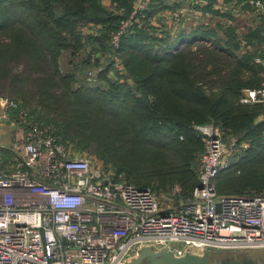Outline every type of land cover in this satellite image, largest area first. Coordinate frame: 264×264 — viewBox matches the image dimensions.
Here are the masks:
<instances>
[{
  "label": "trees",
  "instance_id": "obj_1",
  "mask_svg": "<svg viewBox=\"0 0 264 264\" xmlns=\"http://www.w3.org/2000/svg\"><path fill=\"white\" fill-rule=\"evenodd\" d=\"M119 1L130 15L133 3ZM217 3L208 0L202 21L188 31L160 35L137 26L116 50L111 33L123 19L102 0H0V85L8 82L11 99L34 118L54 124L79 149L93 148L131 183L156 181V190L179 183L184 197L199 184L204 151L195 124L221 125L249 147L220 174L218 192L264 193V105L240 101L245 88L263 84L264 66L255 58H264V25L248 26L241 39L235 9L223 12ZM184 5L192 8L193 0H154L146 20ZM87 49L82 65L63 69L64 51L77 56ZM89 68L106 89L83 79Z\"/></svg>",
  "mask_w": 264,
  "mask_h": 264
},
{
  "label": "built area",
  "instance_id": "obj_2",
  "mask_svg": "<svg viewBox=\"0 0 264 264\" xmlns=\"http://www.w3.org/2000/svg\"><path fill=\"white\" fill-rule=\"evenodd\" d=\"M150 1L137 0L121 21L115 49L139 18L151 33L159 27L142 14ZM249 1L264 19V0ZM207 4L193 0L197 9ZM240 101L264 105V83L245 89ZM0 105L14 125L10 145L0 146V264H126L144 247L174 248L178 257L264 251V193L220 194L216 186L234 156L249 147L240 137L226 138L213 123L195 127L205 151L199 184L184 197L180 185L156 190L131 183L63 140L21 101L0 96Z\"/></svg>",
  "mask_w": 264,
  "mask_h": 264
},
{
  "label": "rangeland",
  "instance_id": "obj_3",
  "mask_svg": "<svg viewBox=\"0 0 264 264\" xmlns=\"http://www.w3.org/2000/svg\"><path fill=\"white\" fill-rule=\"evenodd\" d=\"M130 1L133 3V9L136 8V6H137V0H130ZM194 1H197V0H194ZM102 3L109 10L113 11L115 14H117L119 17H121L120 19L127 20L130 17V15L132 14V12H131L130 15L126 16L127 15V7L122 6L120 4V1L119 0H102ZM149 3H150L149 6L145 10H143V12H142V14L145 16V19H147V11L152 7V5L154 3V0H151ZM222 7H223V5H222ZM202 8L203 7L199 6V8H198L199 10H198L197 9V6H193L191 8L188 5H184V6L180 7V8H178V9H167L165 11L159 12L155 16V20L153 21L154 23H158L159 24V27L154 26V25H153V27L157 29V32L160 35L163 34V33H160L158 31L160 29H163L166 34L168 33L169 30H171V35H174V36L177 35L179 32L188 31L189 29H191V27L193 25H197L199 22L202 21V16L201 15H202V13L204 14ZM223 10H225V9H223ZM238 14L240 15V16H238V18H239L238 21L240 22V25H239V28H238V33H239V37L241 39H243L244 34L247 32V29H248L247 27L248 26H252L253 27V25H252V22L253 21H255V22L257 21V22L262 23L261 22L262 19L260 17H258L259 15L257 16V14H259V13H257L256 11H255V13H254V11H251L250 14L248 13L245 16L241 12H238ZM252 14L255 15V17ZM208 17H211V14L208 13ZM212 17H213V14H212ZM217 19L218 18L215 15V17L213 19V22H215V20H217ZM151 21H147V22L150 24ZM223 22H225L226 24L235 23V21L233 22V20H231L230 18H225L223 20ZM139 23H140V25H138V27L145 29V27H144L145 22L142 21L140 18H139ZM94 27L97 28V26L95 24H93V26L86 25L84 27V29L87 32H90V30H92V28H94ZM136 27H134L132 30L136 29ZM120 28H121V25H120ZM154 28H153V30H154ZM145 30L148 31L147 29H145ZM118 31H112V33H111L112 38H113L114 34H116ZM148 32L151 33L150 31H148ZM151 34H153V33H151ZM121 40H122V38H121ZM111 44H112V39H111ZM243 45H244L243 48L246 49L247 48V45H245V43H243ZM182 46H183V44L180 47H182ZM90 47H91V45H89L88 48H90ZM87 52H88V49L87 50H84L79 55L74 56L73 54H71L70 51H66V52L64 51L63 56H62V60H61V63H62L61 65H62L63 69L66 70V71L73 70L78 65H82V63H83L82 61L87 57ZM239 52H241V51H239ZM227 54L228 53H225V55H227ZM116 57H118V56H116ZM228 57L230 59H232V57H230V56H228ZM118 59L121 62V58L119 57ZM101 60L104 62V61H106V58L104 57ZM255 60H256V62H258V63H260V64H262L264 66V64L262 63V62H264V58H261L258 55L255 58ZM18 69L22 71V70H24V66L23 65H20L18 67ZM92 69L94 70L93 73H91L89 71V70H91L90 68L89 69H86L83 72V74H82L83 79H85L86 77H91L90 79L93 81L92 85H95L96 86L98 84H101V86L104 89H106L107 88V84L106 83L105 84L99 83L98 80H97V77H96L97 71L94 68H92ZM112 75H114V74H112ZM260 76L264 78V70L260 72ZM262 83H264V79H263ZM245 89H247V88H245ZM0 96L6 97V98H13V97H11L12 96L11 95V86H10V84L8 82H2V85H0ZM260 120H264V114L260 115L259 121ZM209 123H211V122H205V123L195 124L194 129H196L195 127L198 126V125H204V124H209ZM215 125H217V124H215ZM217 126H219L224 131V133L226 135V138H228L230 136H235L236 135V134L232 133L230 130L229 131H226L225 129L222 128L221 125H217ZM0 131H2V129H0ZM5 132H7L8 138H11V131L9 129H5ZM4 139H5V137H4ZM6 140H3V139L0 138V146H6V147H8L10 145V143L8 141H6ZM242 142L249 143L248 141H245V140L242 141ZM204 151H205V145H204ZM86 152L89 153L90 155L94 156L95 158H98V156L94 152L93 148H89L88 150H86ZM150 156L151 155H147L144 158V166L146 167L147 170H149L148 158ZM115 167L116 166H114V168ZM124 175H125V173H124ZM155 185H158V182L155 181V183H152L150 186L153 187ZM175 185H180L181 186V184H179V183L178 184H174L173 186L168 185L165 190H169L172 187H174ZM212 253H214L213 254V260H216V261L217 260H222V259H227V257H231V258L238 257V258H241V255H249V256L255 257V258L259 259V260L264 259V251H255V252H250V251H247V252H245V251H237V252H235V251H232V252H220V251H218V252H214L213 251Z\"/></svg>",
  "mask_w": 264,
  "mask_h": 264
},
{
  "label": "water",
  "instance_id": "obj_4",
  "mask_svg": "<svg viewBox=\"0 0 264 264\" xmlns=\"http://www.w3.org/2000/svg\"><path fill=\"white\" fill-rule=\"evenodd\" d=\"M239 250H222L221 252H232ZM126 264H264V261L251 258L244 260L234 257L224 260H213L211 253L204 255L187 254L183 257L175 255L174 248L163 251H154L150 247H144L139 251L138 256Z\"/></svg>",
  "mask_w": 264,
  "mask_h": 264
},
{
  "label": "crops",
  "instance_id": "obj_5",
  "mask_svg": "<svg viewBox=\"0 0 264 264\" xmlns=\"http://www.w3.org/2000/svg\"><path fill=\"white\" fill-rule=\"evenodd\" d=\"M222 5H223V7H222ZM215 7L222 9L223 12L228 11L230 8L233 7L236 11L237 16H240L238 14V12H241L242 14H244V16L248 13L250 14L251 11H254V13H255V8L249 7V0H232V2H226L225 0L224 1L220 0V1H218V3L216 4ZM223 9H225V10H223ZM252 9H254V10H252ZM253 16L255 17V15H253ZM257 16L262 19V21L260 20L262 23L257 22V21L256 22L253 21L252 22L253 27L258 26L260 24L264 25L263 16L260 14H257ZM0 129H2V131H0V138L3 140L7 139L6 141H8L10 143L12 141L14 125L11 121V115L5 113V111L1 105H0ZM5 129H9L11 131V138H8L7 132H5ZM4 137H5V139H4Z\"/></svg>",
  "mask_w": 264,
  "mask_h": 264
},
{
  "label": "flooded vegetation",
  "instance_id": "obj_6",
  "mask_svg": "<svg viewBox=\"0 0 264 264\" xmlns=\"http://www.w3.org/2000/svg\"><path fill=\"white\" fill-rule=\"evenodd\" d=\"M245 252H247V251H245ZM228 258H231V257H227V259ZM241 258L244 260H249V259L254 258V257L249 256V255H241ZM222 260H224V259H222ZM257 260L259 261V259H257ZM261 260L264 261V259H261Z\"/></svg>",
  "mask_w": 264,
  "mask_h": 264
}]
</instances>
